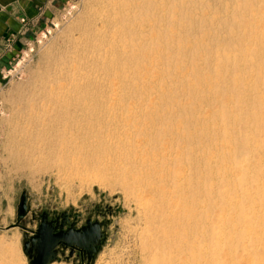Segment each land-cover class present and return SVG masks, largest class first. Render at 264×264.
<instances>
[{"label": "bare ground", "instance_id": "1", "mask_svg": "<svg viewBox=\"0 0 264 264\" xmlns=\"http://www.w3.org/2000/svg\"><path fill=\"white\" fill-rule=\"evenodd\" d=\"M93 4L19 93L7 154L121 187L148 264H264V0Z\"/></svg>", "mask_w": 264, "mask_h": 264}, {"label": "rangeland", "instance_id": "2", "mask_svg": "<svg viewBox=\"0 0 264 264\" xmlns=\"http://www.w3.org/2000/svg\"><path fill=\"white\" fill-rule=\"evenodd\" d=\"M91 6H94L93 0H58L49 20L41 25L34 38L19 48L6 65L0 66V264H29L22 251L21 229L17 226L6 228L15 222L22 197L29 210L22 223L29 228H32L28 221L30 211L72 209L88 215L91 220H102L101 212L106 213L109 221L106 239L93 264H148L138 237L144 225L143 217L139 207L134 206L138 203L124 194L121 187L100 184L90 175L88 178L79 173L81 178L78 174L68 176L54 165L36 171L17 163L5 149L8 121L19 93L36 78L46 52L64 45V36L76 34L72 24L78 17L85 16ZM80 262V257L75 255L60 256L52 263Z\"/></svg>", "mask_w": 264, "mask_h": 264}, {"label": "water", "instance_id": "3", "mask_svg": "<svg viewBox=\"0 0 264 264\" xmlns=\"http://www.w3.org/2000/svg\"><path fill=\"white\" fill-rule=\"evenodd\" d=\"M24 200L25 198L22 197V208H25ZM22 216L23 213L17 212L15 222L6 228L17 226L23 230L22 251L28 258L29 264H50L57 260L55 246L58 244L63 247H76L86 252L87 264H93L95 255L106 239L105 229L108 220L99 222L87 218L81 229H74L71 224L66 230H62V223H60L59 230L54 231L55 226H52V221L46 220V214L43 213L36 232L27 236L28 229L18 223Z\"/></svg>", "mask_w": 264, "mask_h": 264}, {"label": "crops", "instance_id": "4", "mask_svg": "<svg viewBox=\"0 0 264 264\" xmlns=\"http://www.w3.org/2000/svg\"><path fill=\"white\" fill-rule=\"evenodd\" d=\"M58 0H0V66L49 20Z\"/></svg>", "mask_w": 264, "mask_h": 264}, {"label": "flooded vegetation", "instance_id": "5", "mask_svg": "<svg viewBox=\"0 0 264 264\" xmlns=\"http://www.w3.org/2000/svg\"><path fill=\"white\" fill-rule=\"evenodd\" d=\"M28 211L29 210H28L27 204H25V208H22V205H20V207L18 208V212L23 213V216L19 219L18 223L28 229L27 236L33 235L36 232V229H37V227L41 221V215L43 213L46 214V220L52 221V223H51L52 226H55L54 231L59 230V224L60 223H62V230H66L67 228L70 227L71 224H72V227L74 229H81L85 225L86 219L90 218L88 215L83 216L82 213L74 211L72 209H67V210H62V211H55V210H53V211L41 210L40 212L30 211V216H29L28 221L32 225V228H33L32 229V228H29L27 225L22 223V222H24L25 218H27V214L29 213ZM100 219H102V220L97 219V221L104 222V221L108 220L106 218V213L101 212ZM94 220H96V219H94ZM108 223H109V221H108ZM21 231H23V230L21 229ZM105 231H106V229H105ZM26 238H28V237H26ZM22 240H23V236H22ZM22 240H21V243H22ZM55 249L57 250V258L58 259H60V256L73 257L75 255H78V257H80V259H81L80 263L81 264H87L86 252H83L76 247H72V246L63 247V246L58 244L55 246Z\"/></svg>", "mask_w": 264, "mask_h": 264}]
</instances>
